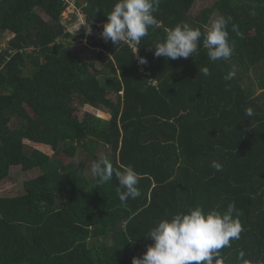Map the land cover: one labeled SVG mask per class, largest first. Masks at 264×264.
<instances>
[{
  "label": "trees",
  "instance_id": "1",
  "mask_svg": "<svg viewBox=\"0 0 264 264\" xmlns=\"http://www.w3.org/2000/svg\"><path fill=\"white\" fill-rule=\"evenodd\" d=\"M116 2L78 5L98 24ZM197 2L160 0L159 26L138 45L89 36L75 54L86 36L65 33V0H0V39L11 37L0 48V184L14 167L40 172L23 194L0 196V264H132L162 219L229 204L243 231L221 264H264V0H215L193 15ZM219 16L231 18L234 51L213 62L203 39ZM183 22L202 32L198 51L155 57L153 45ZM100 109L105 118L93 115ZM99 148L114 168L134 167L139 197L122 205L115 176L95 186ZM99 238L107 245L90 242Z\"/></svg>",
  "mask_w": 264,
  "mask_h": 264
},
{
  "label": "clouds",
  "instance_id": "2",
  "mask_svg": "<svg viewBox=\"0 0 264 264\" xmlns=\"http://www.w3.org/2000/svg\"><path fill=\"white\" fill-rule=\"evenodd\" d=\"M159 3L160 0H117L112 11L107 14L101 38L105 42L111 41L113 45L125 42L138 45L151 27L159 26L153 15ZM230 19L224 16L215 18L204 36L203 45L208 50L210 61H227L232 57L234 49L229 42L227 27ZM232 31L242 35L235 24L232 25ZM91 33V26L86 25V35ZM201 36L202 32L198 28L186 22L178 23L167 32L162 42L153 45V54L155 57L163 56L173 60L186 59L198 51ZM139 61L141 64L147 63L144 57H140ZM200 71L204 75L209 74L208 67ZM235 75V70L230 71L225 79L231 80ZM246 115L252 116V110H247ZM211 167L220 171L222 166L213 161ZM91 174L96 187L112 181L115 176L118 181L116 192L122 205H126L130 198L135 199L141 195L138 187L141 177L132 166H126L123 170L116 169L106 156L101 155L92 161ZM235 212L234 204H229L223 212L216 209L205 212L202 207L196 206L187 212L162 219L144 236L152 242L141 256L133 257L132 264H213L214 260L216 264H221L220 250L230 247V242L239 239L243 231L237 218L239 213L234 216ZM243 256L244 253L240 252L238 259Z\"/></svg>",
  "mask_w": 264,
  "mask_h": 264
},
{
  "label": "rangeland",
  "instance_id": "3",
  "mask_svg": "<svg viewBox=\"0 0 264 264\" xmlns=\"http://www.w3.org/2000/svg\"><path fill=\"white\" fill-rule=\"evenodd\" d=\"M215 0H198L197 4L195 5L193 9V15L200 14L203 9H205L207 6H211L214 4ZM42 17L45 20H48V18L42 14ZM95 37V36H94ZM10 36H5L2 39H0V48L1 50H4L6 47V43L8 39H10ZM89 45L88 39L79 40L77 39L75 43L72 45L71 50H73V53L78 54L84 52L83 50L87 48ZM259 92V91H257ZM77 108H81L77 103L74 104ZM82 109L79 110V117H82ZM93 115H98L102 118H105L107 116V113L104 109H100L99 111H92ZM102 151V150H101ZM99 148L100 155H102ZM38 175H40V172L38 170H32L31 172H24L20 167H14L12 168V171L7 179H5L0 184V196L1 197H16L24 193L23 184L27 180H31L36 178ZM92 244L95 245H107L108 241H105L102 238H99L97 240H90ZM111 242H109L110 244Z\"/></svg>",
  "mask_w": 264,
  "mask_h": 264
},
{
  "label": "built area",
  "instance_id": "4",
  "mask_svg": "<svg viewBox=\"0 0 264 264\" xmlns=\"http://www.w3.org/2000/svg\"><path fill=\"white\" fill-rule=\"evenodd\" d=\"M78 1L79 0H65V2L68 4L67 11L64 15V21L62 23L65 33L69 34L72 37H75L79 33L83 32L86 36L85 39H88L89 36L100 38L101 29L103 28L104 23H89L82 8H80V6L78 5ZM86 25L91 26V35H86ZM94 26H97V29H95ZM127 43H131L133 46L132 42ZM135 58L138 60L137 55H135Z\"/></svg>",
  "mask_w": 264,
  "mask_h": 264
},
{
  "label": "bare ground",
  "instance_id": "5",
  "mask_svg": "<svg viewBox=\"0 0 264 264\" xmlns=\"http://www.w3.org/2000/svg\"><path fill=\"white\" fill-rule=\"evenodd\" d=\"M135 49H136V48H134V50H135ZM137 56H138L137 65H139V66L143 65V64H141L140 61H139V55H138V54H137ZM138 61H139V64H138Z\"/></svg>",
  "mask_w": 264,
  "mask_h": 264
}]
</instances>
